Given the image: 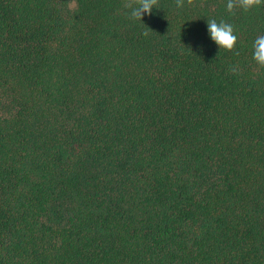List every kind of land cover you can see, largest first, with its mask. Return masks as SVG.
I'll use <instances>...</instances> for the list:
<instances>
[{"label":"trees","instance_id":"16d2710c","mask_svg":"<svg viewBox=\"0 0 264 264\" xmlns=\"http://www.w3.org/2000/svg\"><path fill=\"white\" fill-rule=\"evenodd\" d=\"M259 35L264 4L0 0V264H264Z\"/></svg>","mask_w":264,"mask_h":264},{"label":"clouds","instance_id":"9594fccd","mask_svg":"<svg viewBox=\"0 0 264 264\" xmlns=\"http://www.w3.org/2000/svg\"><path fill=\"white\" fill-rule=\"evenodd\" d=\"M159 0H121V7L125 11V15L129 20L141 21L144 14L151 15L152 9L158 8ZM193 0H187V4L191 5ZM264 4V0H226V11L229 14H235L237 10L245 13L260 7ZM175 6L182 9L185 6V0H175ZM207 30L211 40L220 48L226 51H234L237 45L238 37L234 25L221 19L219 22L213 18L207 22ZM147 36L148 33L144 32ZM253 60L259 69H264V35H259L254 40ZM238 51L235 55H239ZM233 74H239L240 68L238 65H233L229 68Z\"/></svg>","mask_w":264,"mask_h":264}]
</instances>
